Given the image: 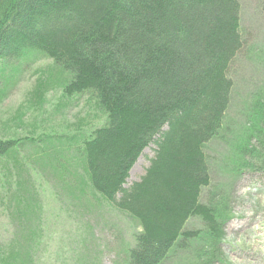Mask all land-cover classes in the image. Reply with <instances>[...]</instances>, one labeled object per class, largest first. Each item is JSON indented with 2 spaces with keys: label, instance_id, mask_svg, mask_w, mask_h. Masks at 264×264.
Instances as JSON below:
<instances>
[{
  "label": "trees",
  "instance_id": "trees-1",
  "mask_svg": "<svg viewBox=\"0 0 264 264\" xmlns=\"http://www.w3.org/2000/svg\"><path fill=\"white\" fill-rule=\"evenodd\" d=\"M243 47L238 0H0V94L33 58H48L63 94L91 96L106 118L67 141L71 162L61 151L47 163L69 188L93 191L139 222L135 246L116 264H165L189 250L204 237L186 232L194 217L207 240L219 232L214 210L201 202L211 183L204 150L223 128L229 72ZM20 144L0 140V189L23 218L39 200L30 179L17 176ZM151 146L148 168L129 185ZM213 256L204 252L200 264Z\"/></svg>",
  "mask_w": 264,
  "mask_h": 264
},
{
  "label": "rangeland",
  "instance_id": "rangeland-1",
  "mask_svg": "<svg viewBox=\"0 0 264 264\" xmlns=\"http://www.w3.org/2000/svg\"><path fill=\"white\" fill-rule=\"evenodd\" d=\"M238 1L244 47L229 72L233 89L223 128L204 150L211 183L201 202L214 210L219 232L209 241L203 221L190 219L186 232H202L203 239L165 264H200L204 252L213 253V264H264L263 0ZM53 65L33 58L0 94V140L21 142L16 163L24 164V172L16 173L30 179L39 200L35 215L21 218L0 189V264H116L142 228L93 191L83 195L69 188L49 167L61 151L66 165L72 161L73 152L65 151L69 139L87 137L106 123L91 96L63 94L52 79ZM153 156L151 146L131 170L129 185L144 175ZM11 159H4V168L12 169Z\"/></svg>",
  "mask_w": 264,
  "mask_h": 264
}]
</instances>
